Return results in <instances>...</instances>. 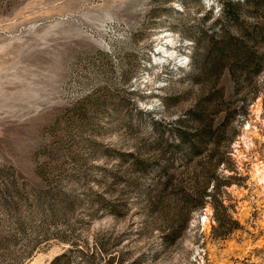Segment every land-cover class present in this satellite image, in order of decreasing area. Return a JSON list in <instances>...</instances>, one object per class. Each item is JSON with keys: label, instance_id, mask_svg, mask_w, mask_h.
<instances>
[{"label": "rangeland", "instance_id": "1", "mask_svg": "<svg viewBox=\"0 0 264 264\" xmlns=\"http://www.w3.org/2000/svg\"><path fill=\"white\" fill-rule=\"evenodd\" d=\"M257 1L0 0V264H264Z\"/></svg>", "mask_w": 264, "mask_h": 264}, {"label": "trees", "instance_id": "2", "mask_svg": "<svg viewBox=\"0 0 264 264\" xmlns=\"http://www.w3.org/2000/svg\"><path fill=\"white\" fill-rule=\"evenodd\" d=\"M256 3H259V1L256 0ZM241 3L240 2H229V1H223L220 5L221 10H222V14L229 16L232 19L237 20V9L239 7ZM235 8V10H233V8ZM228 38V37H227ZM229 40L226 42L223 41H219L216 40L214 41L215 44V52H216V57L212 60V64L215 67H221L222 65V60H223V55L227 52L230 53V55H233L234 57H236L240 51H243L242 53L244 54L247 50H245V48H242V46L239 47V45L237 43H235L231 37L228 38ZM188 135V133L183 132L181 134L182 138H186ZM215 206V204H214ZM217 222H219V220L217 218H215ZM169 236V235H167ZM170 237V236H169ZM66 256V254L64 252L54 256L49 262L48 264H58L64 257ZM17 261V260H15ZM10 263V262H8ZM12 264H16V262H12Z\"/></svg>", "mask_w": 264, "mask_h": 264}]
</instances>
